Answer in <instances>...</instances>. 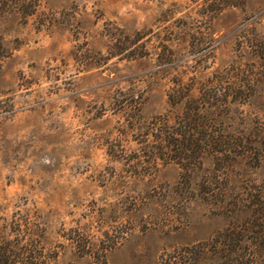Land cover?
Here are the masks:
<instances>
[{
    "label": "rangeland",
    "instance_id": "374dc122",
    "mask_svg": "<svg viewBox=\"0 0 264 264\" xmlns=\"http://www.w3.org/2000/svg\"><path fill=\"white\" fill-rule=\"evenodd\" d=\"M215 4L0 0V244L22 247L18 264L31 255L37 264L224 263L214 244L191 257L176 251L229 224L250 227L243 204L251 194L264 201V152L257 165L239 159L219 173L226 200L241 203L227 212L201 190L214 175L211 157L191 174L175 161L149 163L129 128L134 116L177 112L168 99L175 82L255 62L248 44L264 39V0ZM254 82L227 129L264 126V79Z\"/></svg>",
    "mask_w": 264,
    "mask_h": 264
},
{
    "label": "trees",
    "instance_id": "16d2710c",
    "mask_svg": "<svg viewBox=\"0 0 264 264\" xmlns=\"http://www.w3.org/2000/svg\"><path fill=\"white\" fill-rule=\"evenodd\" d=\"M218 1L219 4L213 5V9L222 5H236L242 0ZM248 46L256 58L255 62L234 64L217 70L202 82L179 80L168 93L169 103L172 108L179 109L177 112L154 115L147 121L134 116L129 124L135 140L145 150L144 156L149 163L155 162L156 159L175 161L187 174H191L195 169L203 167L204 158L211 157L214 175L202 180L201 190L206 200L212 199L224 205L227 212L235 211L241 203L236 198L226 200L222 194L225 188L224 178L219 173L224 172V169L228 170L239 159H246L249 163L257 165L264 152V126L261 127V124L255 126L256 133H242L225 127L234 105L248 102L255 89L254 81L260 77L264 79V39L251 40ZM140 97L141 95L135 92L131 94V107L137 109ZM255 134L259 144L252 140ZM114 147L112 146V149ZM245 201L243 206L251 209L253 214L250 222L246 223L250 224L248 229L229 224L208 242L186 246L176 253L192 256L204 253L207 245L214 244L218 249L215 253L218 252L224 259L223 264H259L260 253L264 252V242L259 241L261 228L264 227L263 223H260L261 216L264 217V201L258 198L257 194H251ZM245 231L252 234L251 241L240 237ZM112 241L114 243L115 240ZM10 244L9 240L0 244V264H18L17 259L21 253L19 250H22V247L17 246L16 251L10 248ZM83 248L85 251H93L94 244H84ZM106 250L108 247L104 246L103 251ZM171 260H168V264L175 263ZM105 261L101 259L98 263L105 264ZM195 261L196 258H191L184 263L195 264ZM26 263L37 264L38 258L31 255Z\"/></svg>",
    "mask_w": 264,
    "mask_h": 264
}]
</instances>
